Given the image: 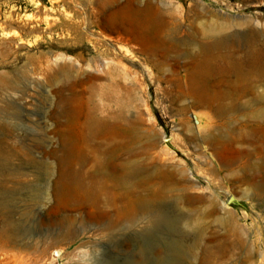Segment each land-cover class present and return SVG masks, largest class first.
<instances>
[{
	"label": "rangeland",
	"instance_id": "rangeland-1",
	"mask_svg": "<svg viewBox=\"0 0 264 264\" xmlns=\"http://www.w3.org/2000/svg\"><path fill=\"white\" fill-rule=\"evenodd\" d=\"M124 1L0 0V264L163 263L197 224L264 264V0H129L131 54Z\"/></svg>",
	"mask_w": 264,
	"mask_h": 264
},
{
	"label": "bare ground",
	"instance_id": "bare-ground-1",
	"mask_svg": "<svg viewBox=\"0 0 264 264\" xmlns=\"http://www.w3.org/2000/svg\"><path fill=\"white\" fill-rule=\"evenodd\" d=\"M115 11H117V14L119 13L123 15L128 20L125 26H122V27H119V26L117 27L115 25L114 16L106 20L107 23L111 25L112 27L111 32L112 34H114L113 37L109 35L108 38L111 40V42H114L117 46H119L121 50L125 51L126 53L131 54L133 53L135 49H137V51L142 50V47L146 42L148 19L154 15L151 3L147 1V3L143 5L142 2H139V1H137L136 3H132L129 0H125L124 2L117 4ZM205 55H207V49L203 48L196 57L200 60ZM217 84L218 83H214L213 87H217L218 86ZM257 121L264 122V118H258ZM220 134H217V132L216 134H213L212 136L213 140L215 139L219 140L220 138H222ZM208 138L207 139L209 141L211 137H208ZM4 203L5 201L0 198V214H2L4 211V208H1V205L3 206ZM171 226L173 228L169 227V231L171 233H175L176 232L175 225L172 224ZM221 226L225 227L226 225L221 224ZM185 228H186V225H185ZM209 228H207L206 226L198 225V224L192 226L191 232L194 233V236L196 239H195V242L187 248H184L176 240L175 241L171 240L168 242L163 241L164 247L168 249L169 258L167 261L165 262L163 261L162 263L159 261V257H158L159 253L157 254V251H155L152 256L153 264H180L181 258L183 257L187 258L189 255H190L189 264H211V263H214V261H215V264H217L219 261H221L222 259H224L226 256L230 254H235L236 252L237 254H240L241 251L243 252V250H246V246H248L247 242L245 240H242V238L238 236L239 231L237 230L236 227L233 226L230 228V231H232V233L235 236V240L230 241V242H226L225 240L221 241L218 239L217 236H212L211 230ZM145 230L146 232L150 234V231H152L151 224ZM0 247H2V244ZM250 251L247 249V252L245 253L246 259L241 261L242 264L251 263L252 256H251ZM20 257L13 255L10 258H12L13 262L16 264H24L26 261H24V258H22V256ZM37 258L32 261L33 264H38Z\"/></svg>",
	"mask_w": 264,
	"mask_h": 264
}]
</instances>
